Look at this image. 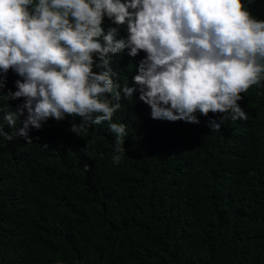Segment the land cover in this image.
<instances>
[{
  "label": "trees",
  "instance_id": "1",
  "mask_svg": "<svg viewBox=\"0 0 264 264\" xmlns=\"http://www.w3.org/2000/svg\"><path fill=\"white\" fill-rule=\"evenodd\" d=\"M249 8L264 20V0ZM129 53L111 59L117 82L135 86L146 53ZM17 80L9 70L5 112L25 102L7 97ZM242 95L247 120L197 113L190 124L154 120L139 91L122 93L119 165L108 122L80 137L70 131L78 117L49 119L30 128L32 144L0 137V264H264V88Z\"/></svg>",
  "mask_w": 264,
  "mask_h": 264
},
{
  "label": "clouds",
  "instance_id": "2",
  "mask_svg": "<svg viewBox=\"0 0 264 264\" xmlns=\"http://www.w3.org/2000/svg\"><path fill=\"white\" fill-rule=\"evenodd\" d=\"M256 3L0 0V92L12 70L22 80L7 97L25 101L12 111L0 106V137H23L32 144L30 128L40 130L49 119L78 117L81 122L72 123L70 131L80 137L108 122L115 136L111 160L119 165L128 128L113 117L122 108V93L131 101L137 91L154 120L199 124L197 113L247 120L242 94L264 88V20L249 8ZM105 18L116 27L105 29ZM126 49L132 57L146 53L135 86L117 82L113 68L111 56ZM221 123L212 120L208 126L220 132Z\"/></svg>",
  "mask_w": 264,
  "mask_h": 264
}]
</instances>
